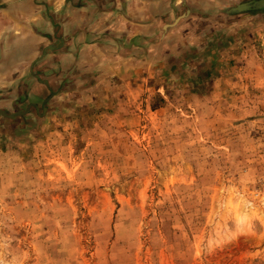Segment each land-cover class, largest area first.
Wrapping results in <instances>:
<instances>
[{
	"label": "rangeland",
	"instance_id": "374dc122",
	"mask_svg": "<svg viewBox=\"0 0 264 264\" xmlns=\"http://www.w3.org/2000/svg\"><path fill=\"white\" fill-rule=\"evenodd\" d=\"M231 8L121 78L0 81V264H264V10Z\"/></svg>",
	"mask_w": 264,
	"mask_h": 264
},
{
	"label": "crops",
	"instance_id": "0c3cea01",
	"mask_svg": "<svg viewBox=\"0 0 264 264\" xmlns=\"http://www.w3.org/2000/svg\"><path fill=\"white\" fill-rule=\"evenodd\" d=\"M233 1L0 0V81L40 92L42 78L54 87L73 71L121 78L159 65L198 47L216 12L245 3Z\"/></svg>",
	"mask_w": 264,
	"mask_h": 264
},
{
	"label": "water",
	"instance_id": "95a60500",
	"mask_svg": "<svg viewBox=\"0 0 264 264\" xmlns=\"http://www.w3.org/2000/svg\"><path fill=\"white\" fill-rule=\"evenodd\" d=\"M260 11L264 10V0H258V1H249L245 3H241L237 5L236 7H233L229 10L231 14H237V13H243L248 11ZM3 116H6L7 114L3 111L0 112ZM15 115H7L9 118H13Z\"/></svg>",
	"mask_w": 264,
	"mask_h": 264
}]
</instances>
